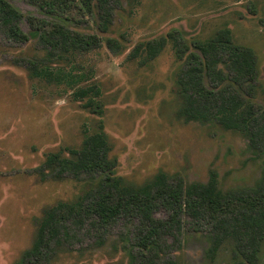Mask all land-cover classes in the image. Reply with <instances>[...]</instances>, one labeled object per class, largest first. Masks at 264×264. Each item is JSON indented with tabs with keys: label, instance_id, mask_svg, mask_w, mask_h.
Masks as SVG:
<instances>
[{
	"label": "rangeland",
	"instance_id": "obj_1",
	"mask_svg": "<svg viewBox=\"0 0 264 264\" xmlns=\"http://www.w3.org/2000/svg\"><path fill=\"white\" fill-rule=\"evenodd\" d=\"M7 1L24 16L19 26L28 40L16 42L0 29V264L21 260L49 208L75 204L108 176L101 171L59 176L56 164H45L51 154L75 160L71 151L101 131L111 147L108 157L116 162L111 176L128 186H143L160 172L180 178L184 186L205 184L214 172L222 192L264 185V148H253L243 131L213 120H185L179 85L189 55H199L196 46L229 30L233 44L250 48L257 58L258 77L246 100L264 116V0H113L107 33L99 29L96 0ZM43 20L94 35L99 44L50 58L38 41ZM109 39L118 48H110ZM160 39L165 46L150 59L144 46ZM27 60L71 73L79 79L76 90L90 89L89 96L74 100L65 82L31 77ZM226 75L223 86L236 89ZM204 84L212 89L206 79ZM89 98L93 108L85 107ZM154 216L166 220L168 213L160 209ZM60 217L67 237L50 243L49 263L29 264H129L138 219L120 217L104 227L92 218ZM213 232L209 221L198 224L184 216L180 244L165 249L157 264H232L231 239L208 255ZM257 264H264V239Z\"/></svg>",
	"mask_w": 264,
	"mask_h": 264
},
{
	"label": "trees",
	"instance_id": "obj_2",
	"mask_svg": "<svg viewBox=\"0 0 264 264\" xmlns=\"http://www.w3.org/2000/svg\"><path fill=\"white\" fill-rule=\"evenodd\" d=\"M112 1L96 0L102 33H107L112 24ZM45 5L48 12L54 14L53 6L48 3ZM23 18L7 0H0V29L8 38L16 42L28 40L19 26ZM37 31L38 41L47 49L50 58L87 51L99 44L98 37L71 31L58 22L40 21ZM170 36L178 50V41L174 34ZM165 43V39L146 43L144 49L149 58H155ZM107 44L113 49L119 46L114 39H109ZM139 49L140 46H137L134 54H138ZM196 49L199 55H189L188 67L179 79L180 89L186 98L181 115L187 121L213 120L227 130L243 131L253 148H264V116L246 100V96L253 93L258 77L254 52L250 48L234 45L229 30L218 31L209 41L199 43ZM27 61L31 77L65 82L71 87L74 100L89 96L90 89L76 90L79 79L71 73L66 74L61 70L55 72L50 67ZM227 73L231 75L236 89L223 86L227 81ZM204 79L212 85V89L206 87ZM98 94L96 90L94 95ZM93 105L92 98L85 103L87 108H93ZM110 151L107 137L101 131L87 136L80 150L71 151L76 156L75 160L60 159L57 154L48 156L45 164H56L59 176L68 172L77 176L79 173L95 171L107 173L108 176L75 204L59 203L49 208L39 222L32 247L23 253L16 264H29L33 260L35 263H49L54 251L50 243L55 241L58 244L62 237H67V228L60 222V213H68L74 218H92L94 223L104 227L115 223L120 217L138 219L141 228L132 246L137 249V253L130 247L129 264H157L165 249L179 245L184 216L198 224L203 221L211 224L214 230L208 249L211 258L225 239H231L232 264H257L260 243L264 239V185L260 184L248 191L222 192L214 172L210 173L207 183H192L188 186H184L180 178L160 172L143 186H128L111 176L116 162L109 159ZM160 209L168 213L166 220L154 216ZM167 239H171L170 244ZM166 264L178 263L169 260Z\"/></svg>",
	"mask_w": 264,
	"mask_h": 264
}]
</instances>
